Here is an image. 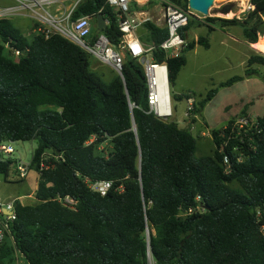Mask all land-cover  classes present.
Segmentation results:
<instances>
[{
	"label": "trees",
	"instance_id": "1",
	"mask_svg": "<svg viewBox=\"0 0 264 264\" xmlns=\"http://www.w3.org/2000/svg\"><path fill=\"white\" fill-rule=\"evenodd\" d=\"M169 1L188 8L187 0ZM104 3L85 0L74 16L96 13ZM249 3V18L262 15L264 25V0ZM102 12L109 19L104 33L118 45L115 14L107 6ZM205 19L221 27L239 22ZM189 23L181 31L184 38ZM142 31L144 37L138 36L146 44L159 45L167 37L166 28L152 22ZM263 31L254 24L242 36L255 43ZM8 41L28 52L13 59L4 46ZM196 42L208 47L206 37ZM89 57L60 35L28 38L9 19L0 20V143L35 141L29 168L38 174V202L14 201L0 264H11L17 255L28 264H148V252L154 264H264V113L256 118L259 133L253 128L246 136L229 137L234 118L212 129L213 152L196 157L189 128L149 112L139 61L126 55L123 78L115 74L104 82ZM152 58L166 65L170 88L185 54L166 58L157 49ZM255 64L264 66V55L250 54L246 75L256 73ZM215 92L210 89L195 103L194 114ZM191 97L196 98L186 92L179 99ZM105 142L107 155L97 149ZM41 162L47 167L41 169ZM16 163L0 155L5 181L21 180ZM86 178L110 180L112 186L100 195ZM57 195L73 198L75 210L55 200Z\"/></svg>",
	"mask_w": 264,
	"mask_h": 264
},
{
	"label": "rangeland",
	"instance_id": "2",
	"mask_svg": "<svg viewBox=\"0 0 264 264\" xmlns=\"http://www.w3.org/2000/svg\"><path fill=\"white\" fill-rule=\"evenodd\" d=\"M162 1L138 0V4L143 5L142 9L148 12L151 17H156V13L162 7ZM247 1L249 0H245V3L242 4L240 1L234 0L229 6H227V2L219 0L213 3L207 17L239 21L227 27H221L218 22L209 23L204 15L190 10L191 21L185 37L188 43L194 41L195 44L192 49L185 51L186 63L169 88L173 114L164 120L174 121L180 128L191 130L196 137V157L208 156L213 152L212 129H221L228 120L242 115L243 110H247V114L255 120L264 113V66L252 65L251 70L255 69L256 73L245 74L248 47L242 39L244 27L257 24L259 29L264 28V25L259 24L258 20L259 18L263 20V16L249 18V11L245 10ZM13 3L12 0H0L2 5H12ZM10 21L24 32L29 30L31 24V20L19 17ZM207 25L213 30L208 31ZM142 32V29H138V34L144 37ZM263 32L260 34V41H264ZM201 36L207 38L208 47L196 42L197 38ZM262 53L264 54V52ZM89 64L90 68L104 82H109L116 74L111 68L98 63L92 57H89ZM234 76H239L241 79L231 85L219 87L220 83ZM187 89L195 95L196 98H193L196 104L205 97L210 89H216L214 96L199 109L194 124L193 121L191 122L192 119H187L184 114L187 109V100L179 99V96L174 95L175 91L177 93L180 90L187 92ZM202 132L205 134L203 135ZM10 143L14 149L11 157L16 160L20 159L25 163L31 161L33 150L36 147L35 141ZM108 146L109 144L105 142L99 147L97 146V149L102 150L104 155H107ZM37 180L38 174L34 169H31L28 175L21 180L5 181L3 175L0 174V208L15 200L23 204L37 203L38 200L35 198ZM18 260H20L19 255L11 264H17ZM148 264H154L151 258Z\"/></svg>",
	"mask_w": 264,
	"mask_h": 264
},
{
	"label": "built area",
	"instance_id": "3",
	"mask_svg": "<svg viewBox=\"0 0 264 264\" xmlns=\"http://www.w3.org/2000/svg\"><path fill=\"white\" fill-rule=\"evenodd\" d=\"M12 5L0 4V20L21 19L31 20L30 28L23 33L28 37L44 36L48 38L54 34L60 35L71 43L81 48L88 56L92 57L98 63L111 68L118 76L122 77V68L125 56L139 61L143 67L145 82L147 87V103L149 112L162 120L172 116L173 109L171 105L167 67L165 64L155 63L152 53L159 49L165 53L166 58H177L188 50V41L181 35V31L188 25L191 13L189 8H184L172 1L163 0L156 17H151L148 12L138 10L131 12V0H105L104 5L96 13H85L74 16L78 5L85 0H12ZM109 7L115 14L118 29L121 32V41L118 45L110 43L109 39L100 30L97 29L96 18L101 14L107 27L109 19L102 12ZM254 6L247 1L245 10L251 11ZM146 22H152L155 26L167 30V37L159 45L144 43L137 34L138 29H144ZM6 51L13 59L26 54L28 48L18 49L11 45L10 41L4 44ZM163 68V69H162ZM165 87V88H164ZM195 101L191 97L187 99V109L185 117L190 120L195 118ZM256 120L249 115H241L234 119L231 124V135L246 136L253 128L257 130ZM225 127V126H224ZM204 135L205 133L202 132ZM95 139L92 136L86 144ZM235 147L234 149H236ZM223 149V146L221 147ZM14 149L11 143H0V155L4 158L11 157ZM241 160L242 158L239 157ZM227 162V157H224ZM43 162L40 168H46ZM17 175L20 179L25 178L29 171V162L25 163L17 159ZM85 183L92 191L104 195L112 186L110 180H91L85 179ZM122 189V188H119ZM55 200L70 209L75 210L76 201L70 196L57 195ZM0 245L4 238V231L8 224L15 219L14 202L8 203L0 208ZM17 264H28L23 258L18 260Z\"/></svg>",
	"mask_w": 264,
	"mask_h": 264
},
{
	"label": "water",
	"instance_id": "4",
	"mask_svg": "<svg viewBox=\"0 0 264 264\" xmlns=\"http://www.w3.org/2000/svg\"><path fill=\"white\" fill-rule=\"evenodd\" d=\"M187 2H188V8L190 10L198 12L204 15L205 17H207L209 15V9L213 5L215 0H187ZM231 3H233L232 0L228 1L227 6H229ZM96 22H97L96 33L106 28V25L104 23V18L101 14L97 15ZM131 117H132L133 131L136 132L132 114H131ZM146 237H147V240L149 241V230L148 229H146ZM149 261H150V254L148 252V263Z\"/></svg>",
	"mask_w": 264,
	"mask_h": 264
},
{
	"label": "crops",
	"instance_id": "5",
	"mask_svg": "<svg viewBox=\"0 0 264 264\" xmlns=\"http://www.w3.org/2000/svg\"><path fill=\"white\" fill-rule=\"evenodd\" d=\"M142 6L143 5H141V4H138V0H131L130 1V10H131V12L133 13V12H138V8H139V10H143L142 9ZM160 10V9H159ZM159 12V11H158ZM158 12L156 13V15L158 14ZM94 32H96V29H94ZM137 34H138V31H137ZM259 34V38H258V41L257 42H255V43H249V42H247L243 37H242V39H243V41L247 44V47H248V52H247V59H248V57L250 56V53L252 54H254V53H257V54H260V55H264L262 52H264V41H260L261 39H260V34L261 33H258ZM263 34H264V32H263ZM262 51V52H260V51ZM179 74V73H178ZM187 92H190L189 91V89H187L186 90ZM186 92L185 91H183V92H181V90L180 91H178V93L175 91V93H174V95L175 96H182L183 94H185ZM196 115H198V114H195V120H196ZM192 122V121H191ZM193 124H194V122H192ZM193 128V127H192ZM191 128V129H192ZM20 259H21V257H20Z\"/></svg>",
	"mask_w": 264,
	"mask_h": 264
},
{
	"label": "bare ground",
	"instance_id": "6",
	"mask_svg": "<svg viewBox=\"0 0 264 264\" xmlns=\"http://www.w3.org/2000/svg\"><path fill=\"white\" fill-rule=\"evenodd\" d=\"M216 1V0H215ZM219 1H222V2H228V1H230V0H219ZM232 1H234V0H232ZM238 1H240L242 4H244L245 3V0H238ZM163 69V68H162ZM165 88V87H164Z\"/></svg>",
	"mask_w": 264,
	"mask_h": 264
}]
</instances>
